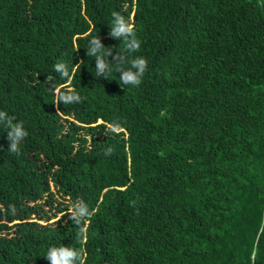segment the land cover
<instances>
[{
	"label": "trees",
	"instance_id": "1",
	"mask_svg": "<svg viewBox=\"0 0 264 264\" xmlns=\"http://www.w3.org/2000/svg\"><path fill=\"white\" fill-rule=\"evenodd\" d=\"M53 251L264 264V0H0V264Z\"/></svg>",
	"mask_w": 264,
	"mask_h": 264
},
{
	"label": "clouds",
	"instance_id": "2",
	"mask_svg": "<svg viewBox=\"0 0 264 264\" xmlns=\"http://www.w3.org/2000/svg\"><path fill=\"white\" fill-rule=\"evenodd\" d=\"M140 68V72L141 74L144 72V67H145V62L144 61H138L137 65ZM128 80L130 81H136V75L135 74H128V76L126 77ZM23 133L19 132V130H17V136H22ZM16 146L15 144L13 145L12 150L15 151ZM49 257L53 260V264H69L68 260L62 256H58L56 254L55 251L51 252L48 254Z\"/></svg>",
	"mask_w": 264,
	"mask_h": 264
},
{
	"label": "rangeland",
	"instance_id": "3",
	"mask_svg": "<svg viewBox=\"0 0 264 264\" xmlns=\"http://www.w3.org/2000/svg\"><path fill=\"white\" fill-rule=\"evenodd\" d=\"M52 187H53V185H51ZM61 217V214H58V218H60ZM41 223H44V222H41Z\"/></svg>",
	"mask_w": 264,
	"mask_h": 264
}]
</instances>
